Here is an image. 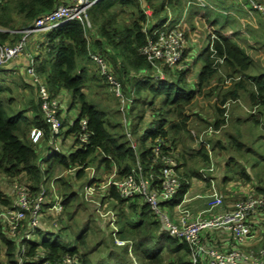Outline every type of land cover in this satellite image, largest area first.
Listing matches in <instances>:
<instances>
[{"label":"trees","instance_id":"1","mask_svg":"<svg viewBox=\"0 0 264 264\" xmlns=\"http://www.w3.org/2000/svg\"><path fill=\"white\" fill-rule=\"evenodd\" d=\"M59 1L0 0V27L6 29L0 30V44H4L7 41L16 42L21 35L19 32L12 31V29L30 27L38 16L53 9ZM148 1H150V5L154 10V19L147 28V31L143 30L147 14L141 9L140 0H98L88 10L91 28L86 29L79 20H69L48 32L47 41L43 44V51L45 53L47 51V54L44 57L41 55L37 56V73L46 77L47 86L51 94L58 96L62 89L70 91L71 101L69 108H77L78 114L72 120V126L61 137L60 151L50 154L46 159L40 155L42 151L46 150V146L50 147L49 144L46 145V136L37 143H33L27 138L29 130L33 125L43 127L48 135L49 124L43 119L40 101H32L30 105L32 116L30 117L23 115L24 110L20 109L16 110L12 115L7 116L3 107V103L6 102L4 100L6 97L4 96V92L10 91L11 88L4 81L0 80V170L8 177L14 178L19 176L25 178L31 182L33 189H38L43 177L48 181L51 177L57 176L60 170L71 169L77 164L85 163L88 166L95 162L101 163L106 160L109 165L107 159L98 158L97 152H99L100 148L116 160L121 176L130 172L137 158L142 163L144 171H148L152 159L151 145L156 138L161 137L166 143L170 142L171 147L163 145L169 150H172V146L174 147V145L181 141L180 132L184 129V124L186 123L184 107L196 95V90L186 81L185 70L182 68L181 70L178 68L174 70L175 73L180 70L177 76L170 73L171 79L154 77L152 71H154L156 66L147 56L141 54L139 49L147 42L148 32L151 33L155 28L161 27L171 17H177L179 20L188 0H167L166 3L163 0L162 4L153 2V0ZM189 1L198 3L199 0ZM206 1V5L199 6L204 15L208 16L206 18L210 25V31L206 34L209 36L207 47L203 51L202 47L200 52L203 54L204 64L199 72L198 87L202 88L216 77L218 73L216 67L220 64L222 67L229 68L227 74L229 76L228 80L231 81L233 79L231 88L220 100L221 104L217 108V117L212 121L209 120L208 126L219 130L221 127L224 128L228 125V122L225 124V108L223 107L227 99L237 100L240 98V92L246 90L249 93L253 107L257 108L261 103L264 104V72L258 75L249 74V70L253 65L252 58L237 41L227 34L229 30L234 29L230 28L229 18H231V15L235 16L227 11H235L236 7L228 5L227 0ZM210 1L212 4L209 3ZM246 1L251 5L252 9L259 10L249 0ZM254 1L261 2L263 0ZM166 4L173 8L174 14L170 18L168 15L161 18L159 17V13L163 10L162 8L166 7ZM116 5H119L118 7L122 10L126 7H132L138 10L139 15L137 18H133L131 23L118 25V7L116 8ZM195 9L194 7L190 9L189 17L193 18L198 13V8L195 7ZM19 20L20 22H18ZM92 24L95 25L96 31L93 33V39H90L88 31H91ZM233 32L234 30H232ZM88 40L90 50L96 51L103 56L107 54L111 62V71L122 82L123 89L125 90V87H127L126 81L130 85V91L133 92L131 109L134 113V118L137 119L132 129H129L132 136L138 132L141 124L144 122L147 111L146 106L149 105L151 107L154 105L156 98H161L158 108L151 112V125L141 129L139 138L141 137V141L145 145L141 150L137 141H135V148L131 145V141L127 137L125 130L122 134L123 139L117 141L116 138L119 135L115 136V138L110 133V122L106 119V112L92 105L87 99L84 87L94 77L88 73L87 67L83 64L90 60ZM220 58H224L222 63L217 62ZM101 77L104 81L103 83L109 86L108 79L104 76ZM246 78L249 79V82L246 81ZM220 79L221 76L218 74L217 80L219 81ZM7 100L10 101V97ZM259 115H262L261 111L257 115L254 112H249V117L254 118L256 122L260 121ZM82 117L89 119L90 128L93 130L91 143L94 146L90 143L87 144L86 148H83L79 144L77 138V131L79 130L78 121ZM208 133V135L211 134L210 132ZM207 141L210 144L212 138ZM216 144H222V141L218 140ZM197 153L201 156L203 163L208 164L210 162V155L202 142ZM181 158H184V156H181ZM181 158H177L179 162L178 167L185 166ZM230 161H232V158L224 165L227 169H229ZM44 162L46 166H44ZM183 174L187 178L188 183L183 180L175 196L168 201V205L171 208L182 201L190 187L189 181L193 177L201 176L198 170H189L187 168L183 170ZM69 175L70 178H65L67 175H62L55 179L64 197L66 208L79 193L75 188L76 183L77 181L84 182L83 179L86 173L84 169L78 168L69 172ZM239 175L245 180H251L253 177L249 170L247 172L244 169L239 171ZM232 177L234 176L224 173L222 182L225 183L230 179H234ZM0 183H3V181ZM256 188L259 192L264 193V185L257 184ZM8 192H10V189ZM108 193L117 201L114 206L117 207L118 237L132 242V253L139 259L140 264H161L163 261L162 254L165 250L179 253L178 263L190 264L187 260L189 254L188 246L170 234L163 222L152 212L148 203L139 201V199L126 201L119 196L116 186H111ZM4 194V191L0 187V200L3 203H8L9 196L8 198L3 197ZM93 212L102 223L107 224L95 213L94 209ZM97 228L101 230L99 224ZM41 230H37V240L32 241L28 245L26 251L28 255L33 256L39 250H43L51 259L60 257L66 253L77 255L82 264H104L103 262L109 264L130 263L127 260V243L121 244V246L116 244L113 235L111 238L115 247H109L105 254L100 253L93 260L89 254L80 253L77 244L68 245L58 239L42 238L39 234ZM87 231L81 230L76 235L81 245L84 244ZM0 237L8 246L7 252L12 263L18 264L16 261L15 241L6 237L1 229ZM170 264H175V262H171Z\"/></svg>","mask_w":264,"mask_h":264},{"label":"built area","instance_id":"2","mask_svg":"<svg viewBox=\"0 0 264 264\" xmlns=\"http://www.w3.org/2000/svg\"><path fill=\"white\" fill-rule=\"evenodd\" d=\"M97 1L60 0L53 9L38 16L30 27L12 30L20 32L21 36L15 43L0 44V66L18 57L25 50L29 36L35 32L51 31L69 20H79L86 29L90 28L88 10ZM249 1L254 7L264 10L262 2ZM180 24L176 22L171 26L167 21L164 26L172 28L162 29L163 26H161L155 28L151 33H147V42L139 51L147 56L156 68H159V64L173 70L182 68L186 34L180 28ZM0 30L6 29L0 27ZM143 30L147 31V27L143 26ZM88 51L90 60L98 66L100 76L108 79L111 91H114L119 103L124 108L126 100H133V92L128 98H124L122 82L112 73L106 57L90 50L89 40ZM223 61L224 58L217 60L220 63ZM24 68L27 75L37 84L43 119L49 124L48 135L43 127L32 126L30 138L33 143H37L46 136L51 147L49 155L59 152L61 144L58 139L62 131L59 115L62 106L67 107L61 103L59 97L50 93L46 77L37 73L35 58L30 54L26 57ZM232 102L235 101L228 100L223 105L225 124L230 116ZM72 123L70 120L69 127L72 126ZM78 124L77 138L79 144L86 148L87 144L91 143L93 130L90 128L87 117L80 118ZM221 128L216 130L210 127L208 132L215 133ZM128 130L126 131L127 137L135 148V140L131 131ZM202 142L210 152V144L203 140ZM91 145L94 146L92 143ZM163 145L169 147L161 137L152 142V159L148 171H144L142 163L137 158L130 172L121 176L116 160L100 148V153L97 152L98 158L107 159L109 165L106 160L88 166L85 163H80L66 172L78 168L84 169L86 175L81 189L83 199L109 225L116 243H127V250L131 256H133L132 242L118 237L119 226L117 212L114 208L117 201L108 193L111 186H116L119 196L126 201L139 199V201L148 203L152 212L163 222L170 234L188 246L187 260L190 264H264V240L261 239L262 235L255 222V217L264 213V193L256 192V190L245 192L249 185H241L244 180L233 182V185H237V187L227 185L223 189L217 183L218 178L214 173L216 166L211 158L209 165L198 170L201 176L193 177L189 181L190 187L182 201L171 208L168 201L175 196L183 180L187 183L188 180L181 170L182 166L178 167V161ZM60 176L62 174L49 180V189L46 187L45 177L38 189H33L31 182L25 178L19 176L11 178L0 170V180L3 179L2 181L5 182V188L2 189L5 193L3 197L8 198L9 196L8 203H3L0 200V229L3 230L6 237L15 241L18 264H82L77 255L69 253L55 259L48 257L43 250H39L33 256L26 253L27 242L37 240L38 235L35 234L38 229H61L59 224L66 207L64 197L55 182V179ZM195 179L207 185L202 192L194 195L195 198H202L207 202L206 206L197 213L184 205L185 202L191 201L190 189L193 188ZM250 186H252L251 182ZM227 197L233 198L234 201L227 202ZM169 210H172V214L169 213ZM0 244L3 246L4 256L8 251V246L1 237ZM135 264H138L136 260Z\"/></svg>","mask_w":264,"mask_h":264},{"label":"rangeland","instance_id":"3","mask_svg":"<svg viewBox=\"0 0 264 264\" xmlns=\"http://www.w3.org/2000/svg\"><path fill=\"white\" fill-rule=\"evenodd\" d=\"M164 1L165 3L167 2V0ZM153 2H158L159 4H162L163 0H153ZM206 2V0H199L198 3L189 0L186 1L184 12L179 17V20L177 17H171L174 14V10L170 5L167 6L166 4V7L162 8L163 10H161L159 13V17L161 18L165 15H168L169 18L171 17L169 20L170 25L174 24L175 22L181 23L180 28H182L184 33L187 34V37H185L186 45L183 53L184 59L182 58L183 62L181 64V67L185 70L186 81L191 84V86L196 90V95L193 97L191 102L184 107V113L186 114V123L184 124V129L180 132L181 141L176 144L177 146H172V150L170 151L176 160L178 157L181 158V156H184V158H181V161L185 164L184 167H181L182 171L186 168L189 170H199L201 167H205L210 164L212 160L211 158H213V161L215 162L216 166V171L214 172L215 176H217V174L220 173L219 171L224 168L223 171L225 174H230V176H234L232 178L235 179H242L239 175V171L244 169L247 172L249 170V172L253 175L254 179H256L258 184L264 185L263 103H261V105H259L257 108L255 106L253 107L248 91H241L239 96L240 98H238L237 100H231L235 102L231 103L230 106V116L228 120V125L222 128L221 131L208 135V129L210 128L208 126L209 120L212 121L215 117H217V108L218 105L220 106L221 104L220 100L231 88L233 84V79H231V81L228 80L229 76L227 74L229 72V68L225 66L222 67L220 64L216 67L218 70L216 77L209 81V83H206V85H204L202 88L198 87L197 80L199 77V72L201 71L202 66L204 64V57L203 54L200 52L202 47V51L205 50L207 47L209 36H207L206 34L210 31V25L207 21L208 19L206 18L208 16L204 15V13L201 11V7L199 6L204 4L206 5ZM261 2L262 4H264V0ZM140 3L141 9H143L144 12L147 14V19L144 22V27L148 28L150 23L154 19V10L150 5V1L140 0ZM209 3L212 4L211 1ZM227 4L236 7L234 9L235 11H227L235 15H231V18H229L231 25L230 28L234 29L229 30L227 34L232 39L237 41L252 58L253 65L249 70V74H262L264 72V10L261 8H259V10L252 9L251 5L246 0H227ZM118 6L119 5H116V8ZM193 7L194 9L195 7L198 8L199 11H197L198 13H196L195 16L192 18L189 17V11ZM117 12L118 25L131 23L133 18H137L139 15L138 10L133 9L132 7H126L123 10L118 7ZM162 26V29L172 28L171 26H164V24ZM192 26L194 27L192 28ZM232 30H234L233 33ZM94 31H96V27L92 24V32L88 31V35H91H89L90 39H93ZM11 43L15 42L7 41L6 44ZM28 54L33 56L35 58V62H37V56L41 55L44 57L46 56L47 51L46 53L43 51V45L40 46L38 50H36L33 47L29 48L27 43L25 46V50L20 53L18 57L0 66V69H2L0 70V80L4 81L5 84L9 85L11 88L10 91L4 92V96H6L4 100L6 102L3 103V107L7 116L12 115L16 112V110L20 109L24 110L23 115L30 117L32 116V111H30L29 109H31L30 105L32 101H40L37 84L29 85L26 82V78L31 77L27 75V73L25 72V68V74L20 71L21 65L17 62L19 58L24 57L26 59ZM104 56L106 57L108 63H110L111 65L110 59L107 54H104ZM83 64H85V67H87L88 73L91 76H94L92 77V80H90V82L84 87V90L87 94V99L92 105L106 112V119L108 120V122H110V133L114 137H117L119 135L117 137L118 139L116 137L115 138L117 141H120L123 139L122 134L124 130L127 131L128 129H132L133 124H135V121H137V119L134 118V113L131 109V105L133 102L126 100V104L124 105V108H122L121 104L119 103V99L117 98V95H115L114 91H111L110 87L107 86L106 83H103L104 81L100 76L101 74L99 72L98 66L91 60H88ZM158 66L159 68L155 67L154 71H152L153 76L156 78L171 79L170 73L177 76L178 72L181 70L180 69L177 71V73H175V71L171 68H168L166 66L165 68L161 64H159ZM218 74H220L221 76V79L219 81L217 80ZM246 81L249 82V79L246 78ZM126 84L127 87H125V90L122 86V92L124 94L123 96L125 99L128 98L132 93L130 91V85L127 81ZM8 97H10V101L7 100ZM57 97L60 98L62 104H65L66 107L69 108L71 101L70 91L64 89V91H62L61 93L59 92V95ZM160 100L161 98L158 97L155 99L154 105H152L151 107L149 105L146 106L147 111L145 113L144 122L141 124V127L139 128L138 132L133 134V138L135 141H137L140 150L145 147V145L141 141V137L139 138V136L141 135V129L149 127L151 125V112L158 108ZM228 100L229 99H227V101ZM67 108L62 106V110L60 111L59 115V119L62 124L61 136L58 139L59 143H61L62 135L69 127L70 120L75 119L78 114L77 108ZM253 109H255L254 113H256V115L258 112H262V115H259L260 121L256 122L254 118L252 119L251 117H249V112L253 113ZM32 128L33 127H31V129ZM30 130L27 138L31 140ZM121 135L122 137H120ZM211 138L212 141L210 142L211 145L209 147L210 152H208L211 156L209 159L210 162L208 164H205L202 162L201 156L198 155L197 150L201 146L202 140L207 143V140H211ZM218 140H221L222 144L217 145L216 143ZM47 144L48 140L46 145ZM44 146L45 143L42 147L43 150ZM168 146L171 147L170 142L168 143ZM45 149L46 150L42 151L40 154L44 157V159L48 157L51 147L46 146ZM230 158H232V161L229 162L230 166L229 169H227L226 167H224V165ZM44 166H46L45 162ZM69 172L70 171L66 172V170H60L57 174L67 175V177L65 178H70ZM2 180H0V182ZM196 181L198 182V180H194L195 185H197ZM48 182L49 180L46 183V187L49 189ZM76 184L77 185L75 188L79 193L70 203V205L67 206L60 220L59 226H61V229L53 230L49 228L48 230H41L39 234L42 238L49 237L52 240L58 239L62 243L68 245L77 244L80 253L89 254L90 256H92L91 259L95 260V258L100 253L105 254L109 247H115V245L112 243L113 239L111 238V228L108 224L102 223L93 214L94 212L91 206H89L88 203L83 200L81 194L83 181H77ZM194 188L197 187L194 186ZM190 190H192V188ZM196 200H198L197 202L202 203L200 199ZM226 201L232 203L234 200L231 197H227ZM114 208L117 211V207L114 206ZM169 213L172 214V210H169ZM259 221L263 222V218L260 217ZM98 224L100 225L101 230L97 228ZM63 226L65 227L64 229ZM81 230H88L84 244L82 245L76 237V235ZM35 235L37 236V233ZM263 235L261 236L262 240H264ZM27 244L30 245L31 242L28 241ZM1 245L2 244H0V262L1 264H9L10 262H12L11 258L8 252H6V254H4L3 256V246ZM119 245L121 246V244ZM178 257H180L179 253L165 250L162 254L163 261L161 262V264H170L171 262H175V264H180L177 260ZM127 260L130 262L129 264H135V260L138 262V264L141 263L135 255L131 256L128 252ZM103 263L109 264L105 262Z\"/></svg>","mask_w":264,"mask_h":264},{"label":"crops","instance_id":"4","mask_svg":"<svg viewBox=\"0 0 264 264\" xmlns=\"http://www.w3.org/2000/svg\"><path fill=\"white\" fill-rule=\"evenodd\" d=\"M18 22H20V20L18 21ZM12 30H21V29H19V28H15V29H12ZM48 32L49 31H45V30H43V31H38V32H35V33H33L29 38H28V47L29 48H31V47H33V48H35L36 50H38V48L40 47V46H42L46 41H47V34H48ZM91 32H92V29H91ZM90 32V33H91ZM94 33V32H93ZM92 34V33H91ZM90 35V34H89ZM88 35V37H90ZM25 58L24 57H22V58H19L18 60H17V62L21 65V70L20 71H22V73H24L25 74V72H24V66H25ZM27 79V83L29 84V85H35V83H34V81H32V79L31 78H26ZM25 79V80H26ZM31 79V80H30ZM62 91H64V89H62L61 91H60V93L62 92ZM31 107V106H30ZM69 109V108H68ZM30 110V109H29ZM31 111V110H30ZM224 169V168H223ZM223 169H221L219 172L220 173H218V175L216 176L217 178H218V185L219 186H222V188L224 189L227 185H229V186H234L233 185V182H239V181H242V180H244V181H242L241 182V185H243V184H248L249 186H248V189L247 190H245V192H251V191H254V190H256V192H259L258 190H257V188H256V186H257V184H258V182L254 179V177H252L251 178V180H245L244 178H242V179H235L234 178V180L233 179H230V180H228V181H226L225 183L224 182H222V176L224 175V171H223ZM197 182V181H196ZM250 182H251V184H252V186H250ZM258 185H261V184H258ZM0 186H1V188L2 189H4L5 188V182H3V183H0ZM194 186H196L197 188H194ZM194 186H193V188H192V190H190V196H191V201H189V202H185L184 203V205L185 206H187L191 211H193L194 213H197L198 211H201L205 206H206V201L204 200V199H202V198H195V193H200V192H202L206 187H207V185H205L203 182H197V185H195L194 184ZM234 187H237V186H234ZM9 190V189H8ZM259 193H261V191L259 192ZM196 199H200L201 201H202V203L201 202H197L198 200H196ZM263 218V222H260L259 221V218ZM255 222H256V225H257V228H258V231H259V233L261 234V235H263L264 233H262V232H264V213H260V214H258L256 217H255ZM263 237H264V235H263ZM10 264H13L12 262H10Z\"/></svg>","mask_w":264,"mask_h":264},{"label":"bare ground","instance_id":"5","mask_svg":"<svg viewBox=\"0 0 264 264\" xmlns=\"http://www.w3.org/2000/svg\"><path fill=\"white\" fill-rule=\"evenodd\" d=\"M168 23H169V21H168ZM51 235V234H50Z\"/></svg>","mask_w":264,"mask_h":264}]
</instances>
